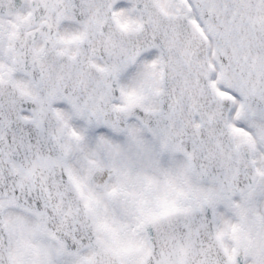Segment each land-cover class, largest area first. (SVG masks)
I'll return each instance as SVG.
<instances>
[{
	"label": "snow or ice",
	"instance_id": "6c2138e0",
	"mask_svg": "<svg viewBox=\"0 0 264 264\" xmlns=\"http://www.w3.org/2000/svg\"><path fill=\"white\" fill-rule=\"evenodd\" d=\"M0 264H264V0H0Z\"/></svg>",
	"mask_w": 264,
	"mask_h": 264
}]
</instances>
